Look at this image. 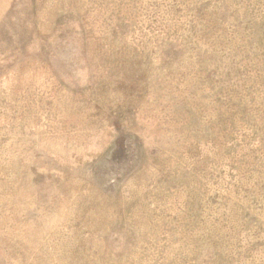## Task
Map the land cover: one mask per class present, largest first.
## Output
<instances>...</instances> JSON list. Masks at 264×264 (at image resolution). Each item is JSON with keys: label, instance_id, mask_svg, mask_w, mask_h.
Instances as JSON below:
<instances>
[{"label": "rangeland", "instance_id": "obj_1", "mask_svg": "<svg viewBox=\"0 0 264 264\" xmlns=\"http://www.w3.org/2000/svg\"><path fill=\"white\" fill-rule=\"evenodd\" d=\"M0 264H264V0H0Z\"/></svg>", "mask_w": 264, "mask_h": 264}]
</instances>
